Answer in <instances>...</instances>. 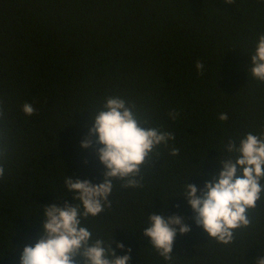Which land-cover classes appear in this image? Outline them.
Wrapping results in <instances>:
<instances>
[{
	"label": "trees",
	"instance_id": "1",
	"mask_svg": "<svg viewBox=\"0 0 264 264\" xmlns=\"http://www.w3.org/2000/svg\"><path fill=\"white\" fill-rule=\"evenodd\" d=\"M260 34L264 0H0V264H20L36 244L43 207L76 203L65 176L102 183L101 146L95 137L80 145L110 96L175 140L141 167V188L114 181L111 206L84 221L93 238L113 239L129 264H165L144 227L152 212L179 215L191 231L176 236L169 264H254L264 255V199L225 246L196 226L179 195L186 182L201 190L219 174L227 141L264 136V83L250 72Z\"/></svg>",
	"mask_w": 264,
	"mask_h": 264
},
{
	"label": "clouds",
	"instance_id": "2",
	"mask_svg": "<svg viewBox=\"0 0 264 264\" xmlns=\"http://www.w3.org/2000/svg\"><path fill=\"white\" fill-rule=\"evenodd\" d=\"M252 78L264 83V34H260L254 53L250 56ZM198 73L203 74L204 65L197 62ZM22 112L26 117L35 114L31 103H24ZM175 111L170 116L175 119ZM0 116L3 109L0 108ZM227 113L219 115L220 121H227ZM147 119H141L136 106L118 96L106 97L101 110L92 116L88 138L81 142L82 149H89L95 143L100 163L106 169L99 185L89 181L73 180L65 176L64 187L76 201L74 205L64 203L63 207H43L40 238L34 246H25L20 264H129L130 255L119 257L112 250L115 242L93 238V233L84 226L88 218H96L105 208L111 206L110 196L114 181H123L124 188H141V167L161 145L174 142L173 133L148 126ZM222 161V170L213 175L201 190L186 182L179 196H183L195 214L194 222L201 227L210 240L230 245L237 230L251 224L248 211L254 210L258 201L264 199V136L247 133L238 143L227 141ZM170 155H179V149L172 148ZM5 176V167L0 164V179ZM64 199V198H61ZM191 231L179 215L165 219L151 213L143 235L152 248L169 264L176 236ZM125 251L123 244H116ZM130 253V249L128 250ZM254 264H264V255H259Z\"/></svg>",
	"mask_w": 264,
	"mask_h": 264
}]
</instances>
